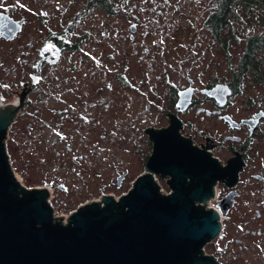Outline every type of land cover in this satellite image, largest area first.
<instances>
[{"label": "flooded vegetation", "instance_id": "obj_1", "mask_svg": "<svg viewBox=\"0 0 264 264\" xmlns=\"http://www.w3.org/2000/svg\"><path fill=\"white\" fill-rule=\"evenodd\" d=\"M169 9V0H0V106L30 90L8 126L6 147L25 152L42 146L57 155L77 147L74 161L80 164L102 153L111 119L132 115L138 123L154 106L155 119L164 116L169 122L156 125L152 119L139 129L141 146H135L133 164L145 169L154 147L146 129L167 128L170 114L176 115L181 134L199 149L203 143L221 167L235 152L242 155L239 180L227 185L218 179L207 201L222 216L212 243L220 255L233 251L230 261L264 262V71L243 72L242 63H228L224 71L208 63L194 78L182 72L172 83L170 65L179 67L181 58L170 59ZM155 66L165 73V85L159 76L157 90L144 73L137 76ZM218 85L231 93L224 95ZM188 88L191 102L182 109L179 93ZM135 90L142 103L138 97L134 103ZM170 90L176 93L172 99ZM45 135L49 143H43ZM129 175L127 166L118 168L109 193H122ZM47 183L56 197L67 196L66 208L85 192Z\"/></svg>", "mask_w": 264, "mask_h": 264}, {"label": "water", "instance_id": "obj_2", "mask_svg": "<svg viewBox=\"0 0 264 264\" xmlns=\"http://www.w3.org/2000/svg\"><path fill=\"white\" fill-rule=\"evenodd\" d=\"M230 94L227 86L218 85ZM25 90V89H24ZM0 106V264H221L203 248L221 228L219 214L207 209L219 180L236 183L245 163L241 154L221 167L216 158L180 132L170 114L167 128H147L153 152L127 194L103 195L75 210L67 224L55 219L47 188L28 189L15 176L6 148L7 129L27 93ZM182 109L192 88L179 93ZM155 176L167 178L163 195Z\"/></svg>", "mask_w": 264, "mask_h": 264}, {"label": "rangeland", "instance_id": "obj_3", "mask_svg": "<svg viewBox=\"0 0 264 264\" xmlns=\"http://www.w3.org/2000/svg\"><path fill=\"white\" fill-rule=\"evenodd\" d=\"M206 1L169 0V30L172 32L171 39L173 41V50H171L170 59L177 56L181 58L179 67L174 63L170 65L171 82L176 75L180 76L182 72H186V74L194 78L198 74V71L208 63H215L219 67H222L224 71L228 63H242L248 37L264 32V28L258 25L259 16L252 15L250 19L244 18L234 22V25L238 29L240 39L238 41L230 40L227 47L229 52H227V48H224L223 44L216 40L204 25L207 10L203 8V4L206 5ZM226 32L229 31L225 27L223 34L227 35L228 33ZM258 54L264 56L261 50H259ZM249 72L253 71L248 70ZM141 73L146 75V83H150L149 85L155 90L159 86L157 83L158 77L160 76V83L164 87L165 73L161 71L160 67L157 68L155 66L154 70H141L137 72V76L141 77ZM136 83H138V80H136ZM182 83H188V81L185 82L183 79ZM164 90L165 88L162 89V92ZM175 95L176 93L170 90L169 97L172 99ZM137 97L140 98L142 103L139 90L134 92V103H136ZM134 105L135 108H138L136 104ZM156 114L157 109L153 106L150 111L140 115L138 123L134 121L135 118L132 115L122 114L117 119H111V130L107 132L108 136L105 144H102L104 146L102 153L98 157L92 156L89 160L84 158L80 164L74 161V158L79 153L77 147L73 146L72 151L62 152V154L57 155L52 150H46L42 146H39L40 150L32 149L25 152L15 149L9 150L12 166L16 175L22 180V184L28 189L37 187L47 188L53 194V190H51L47 182H53L55 180L57 183L68 184L72 189L84 190L85 192L77 199L76 203L72 204L71 202L72 206L70 208H66L62 203V199L68 200L67 196L60 194L59 197H56L55 193L53 194V204L56 209L57 219L64 218L63 216L69 214L71 211L74 212L80 202L86 200L102 203V195L114 196L109 193L113 188V186H110V182L117 173L118 168L127 166L130 169V177L126 183V187L122 190L123 192H115V197L122 196L128 192V188H132L136 178L144 173L143 163L142 165L133 164V160H135L134 155L137 152L135 146L137 148L141 146L139 144V129L152 119H154L156 125L168 124L169 122L164 116L162 119H155ZM144 117H150V120L144 122ZM182 118L187 119L188 116L184 115ZM44 137L42 140L43 143H49L50 136L45 135ZM60 148L57 147V150H60ZM73 168L75 170H72ZM157 177L164 190L166 192L170 191L171 188L167 184V178ZM101 189H104V192H99ZM205 251L207 255L214 254L218 256L219 261H222L221 264H264V262L230 261V255L233 251L230 250L220 255L216 252V247L212 241L206 245Z\"/></svg>", "mask_w": 264, "mask_h": 264}, {"label": "trees", "instance_id": "obj_4", "mask_svg": "<svg viewBox=\"0 0 264 264\" xmlns=\"http://www.w3.org/2000/svg\"><path fill=\"white\" fill-rule=\"evenodd\" d=\"M203 8L207 10L204 25L211 35L227 48L229 41H238V29H232L223 34L225 27L233 21L250 19L252 15L259 16L258 25L264 28V0H207ZM259 50L264 53V32L250 35L247 39L246 50L242 58L245 67L241 71H264V68L256 65L264 64V56L258 54ZM241 75L236 78H240Z\"/></svg>", "mask_w": 264, "mask_h": 264}, {"label": "built area", "instance_id": "obj_5", "mask_svg": "<svg viewBox=\"0 0 264 264\" xmlns=\"http://www.w3.org/2000/svg\"><path fill=\"white\" fill-rule=\"evenodd\" d=\"M234 22H236V21H233V22H231L230 24H228V25L226 26L227 31H230L231 29H232L233 31H236L237 28H236V26L234 25ZM5 142H6V141H5ZM6 148H7V147H6ZM7 153H8V155H9V151H8V149H7ZM9 158H10V163H11V156H10V155H9ZM11 166H12V163H11ZM12 170H13L15 176H16V173H15V170H14L13 166H12ZM17 180H18V178H17ZM18 181L22 184V180H21V181L18 180ZM155 181H156L157 184L159 185V190H160V193H161V194H163V195H170V194L172 193V190H170V191H168V192H166V191L164 190V188L162 187V185L159 183V178H158L157 176H155ZM23 185H24V184H23ZM24 186H25V185H24ZM25 187H26V186H25ZM37 188H39V187H37ZM40 188H41V187H40ZM48 191H49L50 196L47 198V201L49 202V204H50L51 207L53 208V216H54V218L57 219V216H56V213H55V212H56V209H55V206H54V204H53V194L51 193V191H50L49 189H48ZM113 195H114V194H113ZM102 196H103V195H102ZM109 196H112V195H109ZM113 197L115 198V200H119L121 196H119V197H115V195H114ZM92 202H94V201H92ZM96 202H98V201H96ZM99 203H100V202H99ZM101 205L103 206L104 203L102 202ZM205 206H206L207 209H211V208H212L209 204H206ZM71 213H73V211H71L69 214L63 216V217H64V218H62V223H63V224H67V218L69 217V215H70ZM218 214H219V222H221V224H222V216H221L220 212H218ZM60 217H62V216H60ZM205 249H206V246H204V248H203V253H204L205 255H207Z\"/></svg>", "mask_w": 264, "mask_h": 264}, {"label": "bare ground", "instance_id": "obj_6", "mask_svg": "<svg viewBox=\"0 0 264 264\" xmlns=\"http://www.w3.org/2000/svg\"><path fill=\"white\" fill-rule=\"evenodd\" d=\"M16 177L18 178V180H20V178L16 175ZM21 181V180H20Z\"/></svg>", "mask_w": 264, "mask_h": 264}]
</instances>
